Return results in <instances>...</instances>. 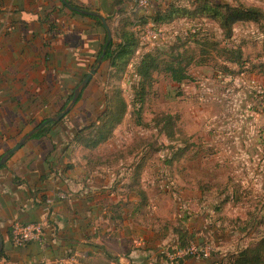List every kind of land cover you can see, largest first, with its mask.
Instances as JSON below:
<instances>
[{"label": "crops", "instance_id": "1", "mask_svg": "<svg viewBox=\"0 0 264 264\" xmlns=\"http://www.w3.org/2000/svg\"><path fill=\"white\" fill-rule=\"evenodd\" d=\"M70 1L88 11L67 8L64 0H0L1 158L37 129L36 124L54 116L94 65L104 31L94 16L80 11L108 18L112 39L121 22L134 21L130 0ZM150 1L151 7L163 1L182 8H190L194 2ZM188 21L177 18L169 25L187 26ZM101 78L96 84L103 88ZM93 93L92 88L90 103ZM83 99L82 94L81 103ZM91 112L82 108L70 118L89 119ZM63 125L66 127L51 129L44 139L30 138L0 167V264H56L65 255H75L84 264H166L159 251L178 243V232L187 234V245L208 242L201 237L210 239L214 234L204 224L208 212L198 209L200 215H195L196 211L182 203L177 212L181 219L174 221L173 214L165 215L167 208L160 203L161 210L152 216V202L159 203L162 198L148 193L150 181L141 174L135 177L138 163L126 165L111 156L112 152L102 153L104 144L92 152L82 150L72 142L78 125ZM136 180L139 186L133 188ZM17 222H41L44 244L14 247L10 235ZM215 236L211 241L215 254L206 259L186 258L178 264H229L220 250L222 240Z\"/></svg>", "mask_w": 264, "mask_h": 264}, {"label": "rangeland", "instance_id": "2", "mask_svg": "<svg viewBox=\"0 0 264 264\" xmlns=\"http://www.w3.org/2000/svg\"><path fill=\"white\" fill-rule=\"evenodd\" d=\"M130 1L136 16L150 10L151 3L147 9L139 10ZM220 1L264 12V0ZM146 25L134 29L140 40L135 58L156 47L171 46L178 38H184L188 30L196 29L210 44L207 62L191 65L188 79L180 84L164 75L156 76L142 107L135 100L133 68L129 66L119 82L109 81L101 64L97 78H92L94 84L85 87L84 99L74 110L90 109V118L68 117L67 123L75 124L76 120L79 127L94 121L105 109L104 101L116 98L115 108L125 114L112 138L102 145L104 148L100 147L102 153L112 152L111 156H117L126 165L131 162L142 166L140 174L150 181L148 193L162 198L159 203L152 202V216L161 210L160 203L167 208L165 215L173 214L174 221L181 219L177 212L182 203L196 211L195 215L200 213L198 209L208 212L210 217L204 224L213 230L217 240H222L220 250L228 258L264 238V74L249 73L225 61L217 49L240 47L243 60L248 63L244 67H249V63L264 61V36L259 25L238 23L233 26L231 37L225 39L215 22L197 19L189 20L187 26L153 25L163 36L152 43L142 40L150 28ZM216 43L218 48L213 47ZM189 47L195 48L192 44ZM100 78L104 79L103 88L96 84ZM92 88L95 93L90 103ZM165 116L172 118L170 138L163 131ZM65 131L69 137V129ZM213 235L210 239L201 237L214 247ZM214 249L210 254H215Z\"/></svg>", "mask_w": 264, "mask_h": 264}, {"label": "trees", "instance_id": "3", "mask_svg": "<svg viewBox=\"0 0 264 264\" xmlns=\"http://www.w3.org/2000/svg\"><path fill=\"white\" fill-rule=\"evenodd\" d=\"M64 1V6L67 8L73 7L77 10L88 11V9L79 7L70 0ZM162 2L150 7V10L144 12L143 15H135L132 23L130 21L121 22L114 30L113 39L107 45L101 63L108 72L107 77L109 81L114 80L119 82L127 72L128 67L135 60L140 40L137 32L132 31L131 29L133 28L134 30L138 27L144 26V24L151 23L157 27L159 25H168L177 18H184L187 20L207 19L215 22L222 31L224 38L229 39L232 35L234 25L238 23H252L259 25V30L264 36V12L259 8L247 7L242 4L230 5L229 3H224L220 0H194L190 8L176 7L174 4ZM72 14L79 15L80 13L73 11ZM92 18L97 26L104 31L102 42L95 56V65L97 59L102 55V50L106 42V32L100 21L95 17ZM106 20L109 19L107 18ZM205 37L201 36L200 33L196 31L194 33L188 32L184 38H178L171 46L163 49L156 47L154 50L148 51L138 58L136 63L132 65V70L137 85L135 100L140 107L145 103L148 94L156 83V76L164 75L171 82L180 84L188 79L187 70L191 65H204L207 62L206 57L209 54L210 44ZM191 44L197 49L189 47ZM218 45L219 44L216 43L213 47L218 48ZM217 50L219 56H222L225 61L236 65L239 68L243 67L249 73L264 74V61L249 63V67H244L248 63L243 60V53L240 47H233L230 49L227 47H221ZM94 65L91 66L90 69H92ZM85 76L86 75L80 79L78 84L81 83ZM75 88L67 96L65 103L55 115L65 109L72 99ZM83 91L71 111L59 122L48 123L40 127L42 123L48 119L45 118L36 124L34 128L39 129L31 136V140L44 139L48 136L51 129L70 121L68 117H70V114L76 109L77 104L81 101ZM116 103V98L115 100L106 99L104 101L105 109L95 117L94 121L85 123L79 127L77 126L73 133L72 142L82 150L92 152L97 149L99 145L109 141L116 128L121 124L125 114L124 111L115 108L114 105ZM118 108H120V106H118ZM116 110H119L120 112ZM162 123L163 131L167 132V137H172V118L165 116ZM140 173V167L135 168V177H139ZM138 186V180L134 181L132 187L137 188ZM178 237L179 248L186 247L188 242L187 234L180 231L178 232ZM2 256L3 254L1 251L0 258ZM227 259L230 262L229 264H264V238H261L251 246L229 255Z\"/></svg>", "mask_w": 264, "mask_h": 264}, {"label": "built area", "instance_id": "4", "mask_svg": "<svg viewBox=\"0 0 264 264\" xmlns=\"http://www.w3.org/2000/svg\"><path fill=\"white\" fill-rule=\"evenodd\" d=\"M136 9H147L150 0H133ZM149 30L144 32L142 40H149L152 43L161 39L162 32L160 30H154L152 24L149 23L146 26ZM152 28V29H151ZM194 28V27H192ZM196 29L188 30V32L194 33ZM44 227L41 222L39 223H14L11 229V243L14 247H24L29 243L44 244ZM212 247L209 243L204 245H198L190 243L184 248H179L178 243L172 246H165L160 249L159 254L164 259L166 264H178L181 260L186 258L206 259L210 257ZM56 264H84L80 258L75 255H65L58 259Z\"/></svg>", "mask_w": 264, "mask_h": 264}, {"label": "water", "instance_id": "5", "mask_svg": "<svg viewBox=\"0 0 264 264\" xmlns=\"http://www.w3.org/2000/svg\"><path fill=\"white\" fill-rule=\"evenodd\" d=\"M72 10H76L74 8H71ZM80 13L84 14V15H91L96 17L97 19H99V21L101 22L102 26L104 27L105 31H106V42H105V46L102 50V55L97 59L95 66L88 72V74L85 76V78L81 81V83L75 88L74 92H73V96L72 99L70 100V102L67 104V106L65 107V109L63 111H61L60 113L48 118L45 122L42 123V126L48 124V123H55V122H59L64 116H66L71 109L73 108V106L75 105L78 97L80 96L81 92L85 89V87L88 85V83L91 81L92 77L96 74L97 69L99 68V66L102 63V58L103 55L106 51V47L107 45L111 42L112 40V34L110 31L109 26L106 23V20L103 16L96 14V13H87V12H81ZM39 128L35 129L34 131L28 133L27 135H25L19 142L17 145H15L10 151H8L1 159H0V167L2 165H4L8 159V157L12 154H14L15 152H17L30 138L31 136L38 131ZM2 251V243L0 241V253Z\"/></svg>", "mask_w": 264, "mask_h": 264}]
</instances>
